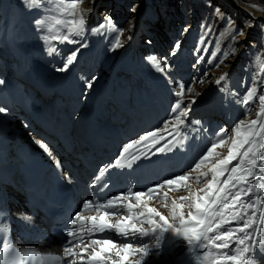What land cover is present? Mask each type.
Instances as JSON below:
<instances>
[{"label":"bare ground","instance_id":"6f19581e","mask_svg":"<svg viewBox=\"0 0 264 264\" xmlns=\"http://www.w3.org/2000/svg\"><path fill=\"white\" fill-rule=\"evenodd\" d=\"M116 1L113 0V7ZM222 1L232 3L243 16L249 18L248 29L257 30L264 26L262 10L250 8L236 0ZM101 2L103 0H63L64 8L57 9L52 0H41L39 6L29 10L23 6L21 0H0V79L4 80V84L0 85V107L6 109L4 113H0V163L4 164L1 167L11 168V163L3 156L4 148L13 139H23L35 153L40 156L45 155L47 161L66 170L69 182L79 196L81 206L83 203L81 187L94 184L95 174H99L109 182L112 195L146 190L164 179L185 174V172L181 173L182 169L190 165L197 149H203L205 146L199 144L200 142L207 141L210 146V138L219 128L229 125L227 122L232 126L241 118L250 122L256 119L259 110L258 104L254 101L247 106L236 103V99L243 96L242 93H237V97L232 96L231 101L228 99V102L225 100L226 94L218 100H213V92L219 91L215 81L220 77L213 78V75L220 71L211 67L210 59L206 52H199V46L192 51L185 49L189 36L180 23L170 26V33L175 36L167 37V41L161 44L164 51H158V34L154 26L156 17L148 0H137L134 14L125 19L121 16H113L111 10L95 14ZM14 4L21 6L22 9L14 7ZM69 4H75V9L69 8ZM106 17H111L114 25L119 28L128 29L134 25L133 31H125L119 37L123 47L112 50L113 43L107 39L109 34L117 35L112 31V26L105 25L102 33L92 31L104 23ZM35 18L46 20L53 29L48 33L51 36H62L69 26L83 19V29L71 32L70 39L86 43L87 46L80 49L76 60L67 71L57 72L55 69L62 65L64 58L71 51L79 47V43H60L51 40L45 44L39 38L41 33H38L34 27ZM166 18L167 16H164L163 19ZM56 20L60 23L56 24ZM129 35L131 39H128ZM141 36H149L148 41L151 43H141ZM176 42H180L181 47L175 56H171L169 53L173 48L168 50L169 44L174 45ZM49 48H57L58 54L49 55ZM150 55H155L161 60V67H163L162 58L168 57V63L172 66L171 71L166 70L161 74L152 65L153 75L152 81L148 83L149 88L136 83V77L131 78L134 81L132 89L120 87L119 79L130 72L128 69L131 68L136 75L139 66L150 63L146 60ZM198 55H203V60L196 64ZM191 75L193 78L189 84L188 79ZM166 76L168 79L165 78ZM169 79L184 83V100L195 99L191 109L197 115L204 116L213 109H222L226 123L219 126L215 123V119H205L208 123L197 126L196 132L207 126L208 132L211 133L208 138H205L207 132L204 130H202L203 136L195 138L196 127L193 129L185 125L180 127L179 134L173 132L174 119L168 123L167 128H164L165 122L169 121L170 109L176 99L172 95L175 85H170ZM89 80H94L90 90L85 88ZM189 85L192 87L191 93L187 91ZM261 93H264V84L260 86L259 94ZM245 107L252 109L248 116H245ZM149 132H156L163 139H160L155 147L150 142L134 145L122 157L119 155L123 145L138 140ZM234 135L233 133L231 139L226 140L225 145L218 146L217 152L220 153V158L227 155L232 140L235 139ZM168 142H170V151H156ZM41 144L47 145L48 151H45ZM118 157L120 163L114 164ZM129 163H131L130 168ZM209 167L202 165L199 172H191L185 182L188 187L165 185L162 189H156L158 195L152 199L145 196L143 203L148 207L156 208L169 218V222H172L173 202L179 204L181 196H194L205 187V185L197 187L204 178L197 182L196 176L200 172H207ZM101 168L103 171H100ZM136 169H141V176L133 174ZM256 187L261 191L254 192L246 200L259 196L261 203L257 206L258 218L261 210H264V181ZM132 202L135 203L134 195ZM12 207L17 224V246L21 250L51 252L59 249L41 238L33 240V232L39 225L38 221L19 205ZM141 208L133 209V214L138 213ZM86 211L89 216L97 214L94 211ZM183 211L187 216L189 211L194 213L195 209H190L185 202ZM125 215H129L126 210L120 217L113 216V222ZM132 222L135 220L130 221ZM259 226L264 230V224ZM145 227L148 225L145 224ZM103 237H111L114 241L121 239L115 232L85 234L87 243L92 239ZM260 239H264V236ZM259 246L258 239L257 249ZM171 247L173 248L170 249ZM137 258L129 257V259ZM253 260L254 264H264V254L257 251ZM146 261L148 264H199L193 255L186 254L184 242L174 239L170 234H165L161 254L150 255ZM77 262L80 263V260L78 259Z\"/></svg>","mask_w":264,"mask_h":264},{"label":"snow or ice","instance_id":"6c2138e0","mask_svg":"<svg viewBox=\"0 0 264 264\" xmlns=\"http://www.w3.org/2000/svg\"><path fill=\"white\" fill-rule=\"evenodd\" d=\"M52 2L55 3L57 9H62L65 6L63 0H52ZM21 3L26 9L31 10L39 6L41 0H21ZM68 7L75 9V4H69ZM133 11H135V8H133ZM33 23L36 31L41 33L39 38L45 44H48L51 40H57L60 43H79L70 39V33L77 29L82 30L84 25L81 18L74 25L69 26L67 32L62 36H51L48 33H51L53 29L45 19L35 18ZM55 23L59 24L60 21L56 20ZM228 23H231L230 19ZM105 25L112 26V31L117 33L114 37L112 50L124 46L119 37L125 31L131 32L134 30V25L128 29L119 28L114 25L111 17H106L104 23L92 29V31L102 33ZM211 30L212 26L207 25L204 36H207ZM236 35H242V31L237 32ZM128 39H131L130 35ZM203 39L202 36L201 42H203ZM147 43H151V41H147ZM86 46V43H79V47L71 51L64 58L62 65L57 67L55 71H67L69 66L76 60L80 49ZM180 47V42H176L169 55L175 56ZM48 52L49 55L58 54V49L49 48ZM204 52H207V47L204 48ZM211 55L214 57L216 53L213 52ZM146 60L161 74H164L166 70L171 71L172 66L168 63V57L162 58L163 67H161V60H158L155 55L146 57ZM202 60L203 55H198L196 64H199ZM220 63H223V60L215 66L219 67ZM195 66L194 64L193 67ZM227 76V73L220 76L215 81L216 85H221L227 79ZM165 78L168 79L167 76ZM93 82L94 80L87 81L85 88L92 89ZM200 82L203 83V81ZM256 83V80L249 82L243 96L238 97L235 101L244 106L253 101L258 104L259 110L256 113V119L249 122L241 118L233 125L231 132L235 134V139L232 140L226 156L220 158L217 148L225 145L227 139H231V133L221 127L210 138V146L205 148L198 158V162L194 163V167L186 171L185 174L164 179L146 190L112 195L103 204L96 202L95 207L92 199L83 201L80 210L73 214L64 230L66 241L63 254L65 257H74L68 264H76L75 258L80 260V264H148L146 258L150 255L159 256L161 254L165 234H170L174 239L183 241L186 254L193 255L199 261V264H254V254L257 251L264 254V239H260L261 236H264V230L259 226L264 224V210H261L257 218V206L261 203L259 196L254 197L252 200H246L254 192L259 193L261 191L256 185L264 181V93L256 95L254 87ZM259 83L264 84V79H261ZM3 84L4 80L0 79V85ZM169 84L175 85L172 95L176 99L170 109L169 121L165 122L164 128H167L168 123L174 119L173 132L179 134L181 126L191 127L188 124L187 114L191 110V105L195 103V99L193 98L188 102L184 101L185 85L183 82L169 79ZM244 86L242 83L241 87ZM187 91L192 92L191 85H189ZM197 95L199 94L197 93ZM232 95L237 97L235 91ZM5 111L4 107H0V113ZM251 111V108L245 107V116L251 114ZM193 123L199 125L200 121H194ZM160 139H163V137L158 136L156 132H149L138 140L123 145L119 155L122 157L134 145L150 142L155 147ZM169 143H165L156 151H170ZM41 147L48 151L47 145L41 144ZM113 163L119 164L120 158L118 157ZM202 165H209L210 167L207 172H200L196 176V181L200 182L202 177L205 178V187L201 188L194 196H181V203L179 204L173 202L172 222H169V218L157 211L156 208L148 207L147 204L143 203L145 196L152 199L155 195H158L156 189H162L165 185L169 187L185 185V187H188L185 182L189 179L191 172H199ZM128 167H131V163L128 164ZM100 171H103V169L101 168ZM209 173L211 174L210 179H208ZM99 178V175H97L96 180H99ZM91 186L95 187V184ZM104 187H107V185H102L101 190ZM133 195L135 203L132 202ZM185 202L188 203L190 209H195L194 213L189 211L187 216L185 215L183 211ZM142 204L143 207L141 208ZM136 208H141V210L133 214V209ZM101 209L105 210L101 213ZM85 210L95 211L97 214L85 215ZM125 210L129 215L117 218L113 222V216L120 217ZM133 220L135 222L130 223ZM145 224L148 227H145ZM233 224L235 226H232ZM85 231L89 235L115 232L121 239L114 241L111 237H103L92 239L85 244L83 238ZM258 239L260 240L259 249H257ZM137 244L139 246H136ZM105 246L109 247L106 248ZM33 255L32 252L21 253L14 250L9 252L6 242L0 244V264H25V257ZM131 256L138 258L129 259ZM41 259L50 262V264H58L61 258L47 256Z\"/></svg>","mask_w":264,"mask_h":264},{"label":"rangeland","instance_id":"374dc122","mask_svg":"<svg viewBox=\"0 0 264 264\" xmlns=\"http://www.w3.org/2000/svg\"><path fill=\"white\" fill-rule=\"evenodd\" d=\"M151 10L155 13V30L158 34V51H164V47L161 45L162 42L167 41V37H174L175 35L170 33V26L181 24V27L186 29V33L189 36L188 43L185 49L190 51L196 50L199 46V52H203L204 48L207 47L206 55L211 60V67L220 72L213 75L222 76L225 73L228 74L227 79L219 85V91L213 92V100H218L226 94L225 100L231 101L232 93L244 94L247 85L252 80H256L257 83L254 85L256 89V95H259V89L261 84L259 81L264 79V26L260 29H248L250 22L249 18L242 15L235 5L230 2H224L222 0H148ZM243 5L249 6L250 8H257L264 12V0H236ZM222 2L225 4L223 5ZM113 0H103L96 9L95 14H100L103 11L111 13L113 16H121L122 18L131 17L134 14L133 8L136 7L137 0H117L115 6H112ZM14 7L22 9L21 6ZM169 7V8H168ZM122 9L124 11H122ZM22 11V10H19ZM164 16L167 18L164 20ZM231 21L229 24L228 21ZM212 26L211 32L204 36L207 25ZM202 25L204 26L202 28ZM185 26V27H184ZM242 31V35H236L237 32ZM190 32V33H189ZM116 34L107 35L112 43H114V37ZM202 36L204 37L201 42ZM234 37V38H233ZM141 43L147 42L149 36H141ZM174 45L169 44L168 50L172 49ZM188 47V48H187ZM202 48V49H201ZM215 52L216 55L213 57L211 54ZM167 53V51H165ZM1 60V57H0ZM219 67L215 65L219 61ZM130 72L126 73L119 79V86L124 89H132L134 87V81L131 78L136 77V83H141V86L149 88V84L152 81V64L144 63L137 69V74L134 75L131 68L128 69ZM193 75L190 76L189 84L191 83ZM242 83L245 85L241 87ZM255 99V98H254ZM192 99H186L188 102ZM222 101V99H220ZM226 104V103H224ZM192 106V105H191ZM225 106V105H224ZM225 113L222 109H213L211 112H206V115L199 116L192 109L188 114V124L194 129L196 137L204 135L205 129L207 134L205 138H208L211 133L208 132V127H204L196 132L201 124L208 123L205 121L207 118H213L216 120V124L222 126L226 123L224 119ZM194 121H200V124H194ZM225 125V129L231 136L232 124ZM194 125V126H193ZM198 126V127H197ZM227 126V127H226ZM187 127V125H185ZM202 130L203 133H202ZM193 135V134H192ZM191 135V136H192ZM235 138V135H234ZM194 142V141H193ZM199 144L205 145L203 149L198 148L197 153L193 156L190 161V165L182 169L181 173H184L194 167V163L197 162L200 155L204 152L205 148L208 147L209 142L202 141ZM207 144V145H206ZM181 175V174H180ZM211 174L209 173L208 179ZM205 185L204 181H201L197 187ZM168 190L169 187H167ZM171 247L170 249H172ZM169 250V249H168ZM167 250V251H168ZM166 251V252H167ZM177 252V251H174ZM169 253V252H168Z\"/></svg>","mask_w":264,"mask_h":264}]
</instances>
